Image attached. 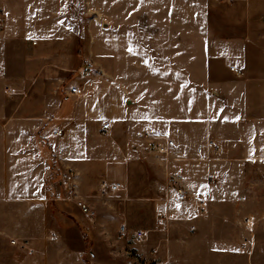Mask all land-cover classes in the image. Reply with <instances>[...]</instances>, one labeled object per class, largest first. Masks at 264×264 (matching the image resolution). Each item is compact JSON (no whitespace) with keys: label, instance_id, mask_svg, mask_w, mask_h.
<instances>
[{"label":"crops","instance_id":"1","mask_svg":"<svg viewBox=\"0 0 264 264\" xmlns=\"http://www.w3.org/2000/svg\"><path fill=\"white\" fill-rule=\"evenodd\" d=\"M65 1L0 0V32H8L0 39V80L18 73L21 86L7 83L6 90L12 98L25 92L3 122L0 201L28 211L46 207V182L59 165L91 186L116 182L123 189L141 181L149 199L165 201L158 207L162 228L199 235L200 242L171 238L159 254L136 229L127 251L161 258L156 264H255L254 220L264 222V193L255 189L264 186V0H195L193 17L192 0H104L110 17L102 25L101 50L92 34L77 61L70 51H58L71 36ZM33 41L40 55L28 51ZM88 62L89 73L79 78L76 71ZM36 74L42 82H35ZM72 84L78 95L67 94ZM26 89L39 91L29 108ZM106 121L111 124L104 130ZM147 128L174 139L172 151H152ZM75 132L103 141L107 176H88L66 153L62 142ZM143 157H150L148 164ZM174 177L188 188V198H177ZM35 227L64 235L41 220ZM140 230L144 237L137 239ZM55 240L32 246L28 264H114L93 249L86 256L84 245L65 236ZM192 250L208 251L214 260L203 258L206 252L194 258Z\"/></svg>","mask_w":264,"mask_h":264},{"label":"rangeland","instance_id":"2","mask_svg":"<svg viewBox=\"0 0 264 264\" xmlns=\"http://www.w3.org/2000/svg\"><path fill=\"white\" fill-rule=\"evenodd\" d=\"M194 2L195 0H192V17L195 15ZM31 3L34 5L33 2ZM63 5V20L69 28L70 33L68 34L71 36L69 37V42L63 44V47L58 51L63 53L70 51L77 61L78 57L85 50V47L92 41V34L96 39L97 50H101L103 40L102 25L104 19L110 17L108 15L104 16V11H108V8H105L104 0H67ZM1 9L4 12V8L0 7ZM110 12L113 13L112 10ZM4 34H8V32H0V39H2L1 37ZM36 43V41H33V47L28 49L31 55H40L39 51H36L35 47L39 46ZM24 50L26 52L27 48ZM49 52H51L50 49L48 54ZM66 55L68 56V54ZM29 62L26 61V63ZM35 63H33L32 67H36L35 69H37V62ZM76 63L73 62L75 67ZM70 71L66 70L64 74L66 78L70 77ZM10 74H14V80H0V194L3 192V169L1 168L3 164L4 141L3 122L8 116L13 114L14 105L19 103L25 94L24 91H20L12 98V92H7L5 87L7 83L19 86L22 84L20 81L17 82L21 77L15 75L18 73ZM25 76L29 78L27 74ZM35 77V82H42V75L36 74ZM67 82L68 79L67 81L65 80V83ZM56 90L59 92L58 87ZM25 91L33 99L29 98L27 100L29 104L26 107L29 108L32 105V101L36 104L39 98V91H28V89ZM51 92L56 93L55 90H47V93L50 94ZM9 99L13 102H10ZM50 131L51 129L47 133H51ZM62 145L66 153L84 167L88 176L92 178H97L101 175L107 176L105 153H103L104 143L99 136L75 132L64 139ZM143 158L148 164L150 157ZM68 170L69 168H66V166L60 167L59 165L49 175L45 187L46 191L49 192L47 194L49 198L48 204L44 208L28 211L22 205L13 204L12 206H8L0 201V264H28L29 255L34 253L33 250H30L32 246L38 245L39 242L51 243L56 241V238L58 240L60 236H65L73 245H84L86 256H90L89 250L93 249L102 260L114 264H128V261L132 259V256L129 254L130 251L126 249H129V243L136 241L132 238L133 231L136 229H142L146 232L143 240L151 244L150 250L156 249L159 254L163 252L161 248L163 243H166L171 238L177 241L179 238H185L193 245H198L200 242L199 235L193 237L191 236L193 233L185 234L177 228L174 231L170 230V232L162 228V206L160 209L158 207L159 204L164 205L165 201L161 199L158 204L151 198L149 199L145 194H148L150 190L147 186H142L141 181L137 182L136 186L129 188L124 186L123 189L112 191L109 189L103 190L99 184L91 186L87 183H78L75 180L77 188V194L75 195L65 180ZM70 171L73 170L70 169ZM144 172L143 170H136V173L139 174L144 175ZM147 172L148 179L145 178V181L146 183H150L149 175L152 173L151 169ZM118 173V169L112 170V175L118 176ZM108 181L111 180L108 178ZM255 189L257 193H264V186H259ZM78 199L86 201L91 209L90 213L84 212L78 206ZM255 208L257 207L255 206ZM38 220H41L46 227L52 225L55 228H60L64 232V235L57 234L55 238L50 230L45 233H39L35 227ZM254 221V227L256 228L254 236L257 242L253 251L255 264H264V222L261 220L257 221L256 219ZM123 225L127 229L125 232L121 230ZM129 237L131 238L129 239ZM191 252L195 253L194 258H198V253L206 252L203 258L214 260V255H209L208 251L192 250ZM159 261H161V258L156 257L155 260L153 258L149 260L145 258L142 259V264H156Z\"/></svg>","mask_w":264,"mask_h":264},{"label":"built area","instance_id":"3","mask_svg":"<svg viewBox=\"0 0 264 264\" xmlns=\"http://www.w3.org/2000/svg\"><path fill=\"white\" fill-rule=\"evenodd\" d=\"M229 2L234 1V0H228ZM4 25V17L2 11H0V27ZM91 64L88 62L87 65L84 67L79 68L76 71V75L79 78H85L87 74L89 73ZM80 93V89L78 84H72L69 87V90L67 91L68 95H78ZM111 122L106 121L103 123V129L106 130L110 127ZM62 132V129H56L55 134H60ZM144 137L147 143V146L154 152L156 153H163V154H168L172 151V149L175 147L176 142L174 139L168 137L165 134H159L154 131L152 128H147L144 131ZM212 143V141H211ZM198 151H202V147L198 148ZM66 181L69 184L70 190L76 195L77 194V188L75 184V172L70 171L68 174H66ZM172 185L176 189V194L177 198L180 200H184L188 198L189 192L188 188L181 182V180L177 177H174L171 181ZM120 184L116 182L112 183H107L103 182L101 184V187L103 190H117L119 189ZM207 192H204V196H207ZM78 206L86 213H90L91 209L89 205L86 203L84 199H78L77 200ZM124 228V227H122ZM194 228V226H192ZM137 239H142L144 237L143 231H138L136 233ZM129 254L132 256V259L128 261V264H142V258L135 254L134 252L130 251Z\"/></svg>","mask_w":264,"mask_h":264}]
</instances>
